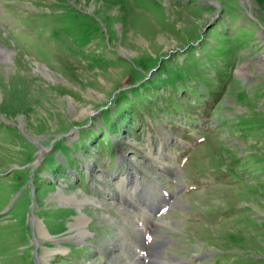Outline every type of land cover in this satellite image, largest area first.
<instances>
[{
	"label": "rangeland",
	"instance_id": "obj_1",
	"mask_svg": "<svg viewBox=\"0 0 264 264\" xmlns=\"http://www.w3.org/2000/svg\"><path fill=\"white\" fill-rule=\"evenodd\" d=\"M0 47V264H264V0H0Z\"/></svg>",
	"mask_w": 264,
	"mask_h": 264
},
{
	"label": "bare ground",
	"instance_id": "obj_2",
	"mask_svg": "<svg viewBox=\"0 0 264 264\" xmlns=\"http://www.w3.org/2000/svg\"><path fill=\"white\" fill-rule=\"evenodd\" d=\"M11 53L8 51V50H6V49H4V48H2V47H0V59H4V60H7L8 62H11L12 60H11ZM61 195V194H60ZM63 198V197H62ZM67 200V199H66ZM64 202H65V199H60V203H63L64 204ZM88 203V202H87ZM86 204V203H85ZM79 207V206H78ZM81 217V220H80V222H79V225L77 224V225H75V226H72V227H70V231H73L74 230V227H75V229L77 230V231H79V236H84L83 235V226L85 225V224H87L86 222H87V219H85V217L83 216V215H81L80 216ZM80 219V218H79ZM38 224V231H39V235L41 236V237H47L48 239L50 238H52L53 239V237H51V236H47L46 234H44L43 233V230L41 229V227L39 226V224L40 223H37ZM167 224H169V223H167ZM75 231V230H74ZM158 239H160V241H163L164 242V236H158ZM52 253H54L55 251H51ZM60 252H65V250H61ZM40 263H42V261L40 260ZM152 264H155V263H152ZM163 264H174V263H172V262H170V261H164V263Z\"/></svg>",
	"mask_w": 264,
	"mask_h": 264
},
{
	"label": "trees",
	"instance_id": "obj_3",
	"mask_svg": "<svg viewBox=\"0 0 264 264\" xmlns=\"http://www.w3.org/2000/svg\"><path fill=\"white\" fill-rule=\"evenodd\" d=\"M228 65H232V63L230 62V64H228ZM227 66V65H226ZM220 67H224L223 65H220ZM198 97H199V94H198ZM198 100V99H197ZM200 100H202V101H204L202 98H200ZM199 101V100H198ZM189 104V106H194L195 105V102H188ZM160 105L163 107V105H162V103H160ZM178 107H179V109H182V110H184V109H186V106L184 107V108H182L181 107V105H180V103L178 104ZM167 109V111H168V114H172V115H174L175 116V109L174 108H171V107H167L166 108ZM176 109H178V108H176Z\"/></svg>",
	"mask_w": 264,
	"mask_h": 264
}]
</instances>
